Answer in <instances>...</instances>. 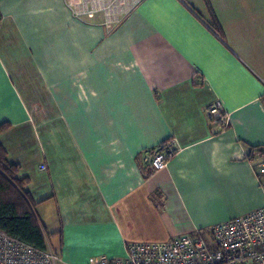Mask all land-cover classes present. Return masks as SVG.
Here are the masks:
<instances>
[{
  "label": "crops",
  "instance_id": "1",
  "mask_svg": "<svg viewBox=\"0 0 264 264\" xmlns=\"http://www.w3.org/2000/svg\"><path fill=\"white\" fill-rule=\"evenodd\" d=\"M0 14V145L61 264L264 208V0H0ZM167 139L175 156L144 176Z\"/></svg>",
  "mask_w": 264,
  "mask_h": 264
},
{
  "label": "built area",
  "instance_id": "2",
  "mask_svg": "<svg viewBox=\"0 0 264 264\" xmlns=\"http://www.w3.org/2000/svg\"><path fill=\"white\" fill-rule=\"evenodd\" d=\"M205 115L213 127L228 125L219 101L209 104ZM175 154L174 141L167 139L145 156L139 170L144 176L159 171ZM259 172L264 173V158ZM0 264H61V258L49 247L37 249L0 231ZM102 264H264V208L165 242L130 243L124 258Z\"/></svg>",
  "mask_w": 264,
  "mask_h": 264
},
{
  "label": "trees",
  "instance_id": "3",
  "mask_svg": "<svg viewBox=\"0 0 264 264\" xmlns=\"http://www.w3.org/2000/svg\"><path fill=\"white\" fill-rule=\"evenodd\" d=\"M6 127L0 125V132ZM17 171L18 166L7 162L0 145V231L37 249H45V235L24 190L27 179L18 178Z\"/></svg>",
  "mask_w": 264,
  "mask_h": 264
}]
</instances>
